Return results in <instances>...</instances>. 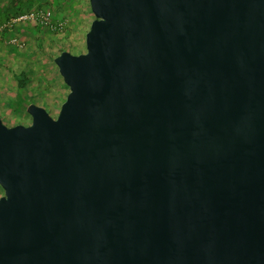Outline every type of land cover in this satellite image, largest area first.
<instances>
[{
  "label": "water",
  "instance_id": "95a60500",
  "mask_svg": "<svg viewBox=\"0 0 264 264\" xmlns=\"http://www.w3.org/2000/svg\"><path fill=\"white\" fill-rule=\"evenodd\" d=\"M52 117L0 119V264H264V0H88Z\"/></svg>",
  "mask_w": 264,
  "mask_h": 264
},
{
  "label": "rangeland",
  "instance_id": "374dc122",
  "mask_svg": "<svg viewBox=\"0 0 264 264\" xmlns=\"http://www.w3.org/2000/svg\"><path fill=\"white\" fill-rule=\"evenodd\" d=\"M27 1L32 9L41 4L40 0H0V11L7 14L8 18H12L14 8L23 7ZM58 7H61L60 12L57 11ZM44 8L50 9L55 19L64 18L68 23L62 35H54L46 28L38 31L44 49L54 56H57L58 50L62 48L69 49L73 54L83 52L84 36L93 20L88 0H43L41 9ZM19 23L25 24L23 27L26 26L28 33L25 35L6 33L2 34L0 39V119L6 126L28 125L30 123V117L26 113L28 104L42 106L51 115H56L68 93L53 59L46 58L36 50L38 41L33 25L37 23L34 21ZM64 37H67L68 41ZM12 39H17L20 48L15 50L10 48L13 45ZM25 67L29 69L27 74L29 82L27 88L19 92L15 89V80L10 70L19 72ZM2 194L0 188V195Z\"/></svg>",
  "mask_w": 264,
  "mask_h": 264
},
{
  "label": "trees",
  "instance_id": "16d2710c",
  "mask_svg": "<svg viewBox=\"0 0 264 264\" xmlns=\"http://www.w3.org/2000/svg\"><path fill=\"white\" fill-rule=\"evenodd\" d=\"M40 2H41V4L38 5L37 7H34V9H41L42 8V6H43V0H40ZM0 8H1V3H0ZM60 8L61 7H58L57 8V11L60 12L61 11ZM44 9H46V8H44ZM30 10H32V9L29 6V2L27 1V2L24 3V6L23 7L17 6L16 8H14V15H11V16H13L12 18H15L17 16H20V15H23L25 13H28ZM10 19H11V17L8 18V15L7 14L1 12V15H0V26L1 25H4L6 23H9V20ZM22 27L23 26H21L19 22L14 23V24H12L10 26H6L0 32V39H1L2 34H6V33H13V32H15L16 35H21L19 33L20 32L19 30ZM33 28H34V33L37 34V36L35 38L38 41L37 46H36V50L38 52L42 53L43 55H45L46 58L49 57V58L53 59L55 56L52 55V54H50V52H48V51H46L44 49V47L42 45L41 38H39V36H38V31L40 29H42V28H45V27H43L41 25H38V24H34L33 25ZM26 33H28V31H26ZM64 38H65L66 41H68V38L67 37H64ZM20 44H22V43H20ZM10 48H12V50H15L16 48H20L19 47V42L17 41V39H16V43L13 44V45H11ZM64 50L69 51V49H67V48H62V49L58 50V53H60L61 51H64ZM79 53H81V52H79ZM79 53H77V54H79ZM28 71H29V69L26 68V67L25 68H22L19 72H14L13 70H10L11 74L13 75V79L15 80V89H16V91H19L20 92V91L25 90L27 88L28 82H29V79L27 78ZM22 109L24 110V108H22Z\"/></svg>",
  "mask_w": 264,
  "mask_h": 264
},
{
  "label": "built area",
  "instance_id": "2783aa9c",
  "mask_svg": "<svg viewBox=\"0 0 264 264\" xmlns=\"http://www.w3.org/2000/svg\"><path fill=\"white\" fill-rule=\"evenodd\" d=\"M34 21L38 25L45 27L50 33L54 35H62L67 26V19L61 18L59 20L53 17V12L50 9H32L28 13L11 18L9 23L0 26V32L6 26H10L17 22ZM12 44L16 43V39L11 40Z\"/></svg>",
  "mask_w": 264,
  "mask_h": 264
},
{
  "label": "crops",
  "instance_id": "0c3cea01",
  "mask_svg": "<svg viewBox=\"0 0 264 264\" xmlns=\"http://www.w3.org/2000/svg\"><path fill=\"white\" fill-rule=\"evenodd\" d=\"M32 9V8H31ZM0 15H1V11H0ZM20 25L24 26L25 24L24 23H20ZM26 27V26H25ZM25 27H22L19 31V33H21V35H25L26 34V31L27 29H25ZM1 49V47H0Z\"/></svg>",
  "mask_w": 264,
  "mask_h": 264
},
{
  "label": "flooded vegetation",
  "instance_id": "af4514ba",
  "mask_svg": "<svg viewBox=\"0 0 264 264\" xmlns=\"http://www.w3.org/2000/svg\"><path fill=\"white\" fill-rule=\"evenodd\" d=\"M50 114V113H49ZM51 115V114H50ZM56 115H57V113H56ZM56 115H51L52 117H55ZM0 196H2V195H0Z\"/></svg>",
  "mask_w": 264,
  "mask_h": 264
}]
</instances>
